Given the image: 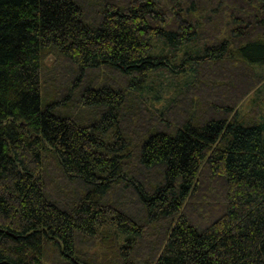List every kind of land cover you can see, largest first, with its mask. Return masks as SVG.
I'll use <instances>...</instances> for the list:
<instances>
[{"label":"trees","instance_id":"trees-1","mask_svg":"<svg viewBox=\"0 0 264 264\" xmlns=\"http://www.w3.org/2000/svg\"><path fill=\"white\" fill-rule=\"evenodd\" d=\"M260 67L264 0H0V264H264Z\"/></svg>","mask_w":264,"mask_h":264},{"label":"rangeland","instance_id":"rangeland-1","mask_svg":"<svg viewBox=\"0 0 264 264\" xmlns=\"http://www.w3.org/2000/svg\"><path fill=\"white\" fill-rule=\"evenodd\" d=\"M154 52H161L159 43L157 50ZM165 53L167 52L165 51ZM52 62V59L49 58L44 61V64L45 66L50 67ZM255 72L261 77L260 83L253 86V88H250V90L243 97H241L236 110L240 116L242 115L246 118L259 120L264 124V67L256 68ZM186 81H183L182 79L179 80L178 83H174V79L172 77L165 74L158 75L149 84V89L145 94L148 105H153L155 108L163 109L176 97L179 89L184 87ZM83 251L86 252L87 250L83 249Z\"/></svg>","mask_w":264,"mask_h":264}]
</instances>
